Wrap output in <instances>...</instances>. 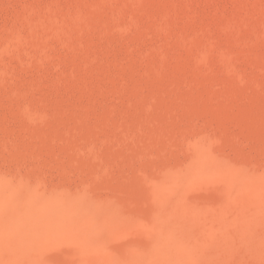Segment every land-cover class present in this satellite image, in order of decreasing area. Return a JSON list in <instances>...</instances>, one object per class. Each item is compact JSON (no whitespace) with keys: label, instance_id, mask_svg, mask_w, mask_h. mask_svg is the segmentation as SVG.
<instances>
[{"label":"rangeland","instance_id":"obj_1","mask_svg":"<svg viewBox=\"0 0 264 264\" xmlns=\"http://www.w3.org/2000/svg\"><path fill=\"white\" fill-rule=\"evenodd\" d=\"M5 48L0 176L97 206L107 248L70 233L21 260L118 264L167 210L174 264H264V0H0Z\"/></svg>","mask_w":264,"mask_h":264},{"label":"bare ground","instance_id":"obj_2","mask_svg":"<svg viewBox=\"0 0 264 264\" xmlns=\"http://www.w3.org/2000/svg\"><path fill=\"white\" fill-rule=\"evenodd\" d=\"M65 32H66V29L62 26H57L53 29V33H57V34L62 35ZM20 35L17 33L14 36L13 40L16 41L17 43H19L18 45L20 47H24L25 42H24V39ZM8 51H11V48L1 49L0 54L7 53ZM25 114H26V116L28 115L27 112ZM28 118L31 119V116H28ZM207 160H209V159H207ZM203 161H206V160H203ZM203 163H201L202 166L200 165L201 166L200 169L203 167ZM231 174L233 175L234 173L232 172ZM229 176L231 178V175H229ZM171 178H173V177H171ZM177 178H180V175ZM171 181H172V179H171ZM177 182L179 183V181H177ZM177 182H176V184H177ZM172 184H173V182H172ZM178 186H181V185H178ZM164 188H167V187H164ZM38 189L39 188L32 186L30 184L28 185V184L18 183L15 185L7 177L0 176V256L2 254H3V256L4 255L10 256V257L7 256L8 259L10 258L9 260L6 259V257H4L5 258L4 260H7V262L2 260L3 257L1 256L2 259L0 258L1 259L0 264H2V263H4V264H24V263L27 264V261L25 262L24 257L22 258V260L19 258L20 254L21 255L22 254H26V255L29 254L32 256V257L31 256L30 257L34 261V258L35 257L37 258V256H36L37 247L34 246L35 247L34 248L33 245H35L36 243H40V242H46L47 243L48 242L47 240L51 239L52 237H53V239H54V237H61V239L63 240L64 236L69 235L70 233H73V234L76 233L77 235L72 234V236H80L83 240H88L89 242H87V241L86 242L90 245L91 244L90 241H92L91 240L92 239L91 238V236H92V230L91 229H95L93 226L97 225V223L99 221H103V219L99 220L98 222L96 221L97 217H96L95 213L93 212V207H97V206H93V207L91 206L92 210H91V207H90V210H88L89 206H86L87 209L84 208V206H80V204L84 203L86 200H83L84 202H80L81 199L76 198L77 200H75V201L73 200V202L69 203L70 200L67 199L68 203H66L67 200H65V198H64L65 201H63L62 198L59 197V199H58V197L54 194H52L53 198L50 196H49L50 198H48V196H47V199H45V198L41 197V193H39ZM168 190H170V189H168ZM168 190H166V191H168ZM87 195L88 194H86V196ZM162 197L161 198L159 197V199H162ZM87 199H89V198H87ZM164 199H165V197H163V200ZM95 200H97V199H95ZM91 201H93V200H91ZM161 202H162V200H161ZM90 203L92 204V202H90ZM85 204H87V203H84L83 205H85ZM168 204H169V202H168ZM168 204H167V207L169 206ZM92 205H96V204H92ZM97 205H98V203H97ZM162 207H164V206H162ZM97 210H98V208H97ZM97 210L96 211L94 210V211L97 212V215H98L99 210L98 211ZM185 210H184V212H185ZM187 210H190V209L187 208ZM187 210H186V212H187ZM186 212H185V215H186ZM190 215H192V214H190ZM159 216H160V214H159ZM170 216H171V214L168 213V211L166 210L165 212L161 213V217H159V219L155 218V220L157 219V221L153 225L154 228L153 227H152L153 229L149 228V229H151L150 230L151 233H152V230H153V232H155V234L153 233L155 236L152 239L148 250L143 249L144 247H141V249L138 253L131 254L128 257L126 255L122 256V260L118 264H174V263H176V260H175V262H173L174 261L173 259L175 256H176V259H178V257H177V256H179L178 254H181L182 251L184 250V249L182 250V247L184 246V245L182 246V243L184 241H182L180 243V241L182 240V239H180L182 236V235L180 236V233H181L179 230L180 228H177L178 226L176 227V225H175L176 223L173 224L174 223L173 221L175 219L172 216H174V215H172L171 217ZM172 219H173V221H172ZM192 219H193V217H192ZM155 220L154 219L151 220L152 224H153V221H155ZM187 221H189V220H187ZM177 222H179V221H177ZM192 223H191V225H192ZM100 224H102V223L99 222V225ZM150 224H148V225L150 226ZM166 224L168 225V227L166 226ZM187 224H188V222H187ZM107 225L108 224H106V226ZM101 228H103V225L101 226ZM97 229H95V231ZM99 231H100V229H99ZM96 233L98 234V232H96ZM92 237H94V236H92ZM185 237H187V236H185ZM185 237H184V239L187 242V239ZM56 239H58V238H56ZM82 239H81V241L79 240L80 241L79 244H83V243H81ZM95 240H96V237H95ZM97 240H100L99 237ZM96 243H97V241H96ZM96 243L94 245L95 246V248H94V246L92 244H91L92 246L91 245L89 246L88 244H86L84 242L85 248L88 247L90 250L94 249V251H92L93 253L97 252V250H99L98 253H101V251L107 250V248H105V247H104L105 249L103 248V246H102V244H100V242H98L99 244H96ZM96 245H99V248ZM100 245L102 246L101 251H100V247H101ZM90 247H93V248H90ZM96 247H97V250H96ZM98 253H96V254H98ZM101 254H99V255L101 256ZM182 255H180V257ZM28 257L29 256L26 257V260L28 259ZM104 257H105V255H104ZM182 257H185V255H183ZM107 258H109L108 254H107ZM185 259L186 258H184V260ZM22 261H24V262H22ZM36 261H38V260H36ZM28 262H29V260H28ZM77 262H79V264H81L79 259L77 260ZM108 263L111 264L112 262L109 261ZM177 263H178V261H177ZM31 264H33L32 261H31ZM43 264H45V262H43ZM114 264H116V263H114Z\"/></svg>","mask_w":264,"mask_h":264}]
</instances>
